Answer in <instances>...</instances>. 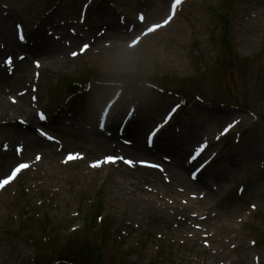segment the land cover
Masks as SVG:
<instances>
[{"label": "rangeland", "instance_id": "rangeland-1", "mask_svg": "<svg viewBox=\"0 0 264 264\" xmlns=\"http://www.w3.org/2000/svg\"><path fill=\"white\" fill-rule=\"evenodd\" d=\"M41 1L42 0H23V2L26 3V6L22 13L27 14L25 18L29 25L34 19L38 18L43 13L39 6ZM85 1L86 0H65L62 4H59L58 8L48 17V21L51 24V31H54L55 34L61 32L69 34V29H77L71 24V22L78 17V10ZM164 1L163 9L157 19L151 22L148 20L145 25L163 20L162 17H165L166 15L165 13L167 11L169 0ZM139 6L140 5H134V0H109V2H106L103 6L98 5L88 15L92 33L96 32L102 23L119 27V15L125 16L126 19L132 18L134 20L136 12L140 11L138 10ZM227 14L229 15L228 19L230 21L229 28L230 36L232 37L231 40H233L234 47H237V51L241 54H249L253 49L255 50L260 42L264 41V0H204L203 2L190 0L189 4L185 6L184 10L178 15L172 26L168 27L160 37H148L143 39L137 48L134 49L131 54H128V56L122 57L120 55L123 52V48H115V50L106 49L100 52L92 51L93 53L89 51L76 60H70L69 63L65 62L63 64L64 68H62V65H52L51 68L46 66V69L41 72V79L38 85L39 91L37 96L40 104L46 103L47 99L51 96V85L53 83H59L61 79L70 76L76 77L81 72L85 73V71H106L107 73L110 71L112 73H117L119 71L138 70L141 73L144 71L147 73L169 72L172 75L193 73L195 69L201 65L202 59L206 58L210 61L214 48L217 46L213 38L214 35L216 36L215 26L218 25V20ZM100 15H104L106 18L100 20L98 18ZM44 23L45 21L41 18L35 25L37 26L36 28L30 26V31H28L27 34L28 38L30 39L29 33L34 32L35 29L46 35L47 29H45ZM141 28L142 27H139L138 31ZM209 36H212V39L209 40ZM130 37L123 39L122 42L128 40ZM110 38L112 37L108 35L105 36V40H103L111 41ZM71 41H75L74 37H71L69 42ZM66 42H68L66 39L63 40V44ZM81 42L82 40H78L76 44L78 45ZM70 45L72 46V44ZM75 48L77 47L75 46ZM16 53L17 51L15 54ZM117 54H119L120 57L117 56ZM240 77L241 76H237L238 79ZM165 82L169 83L170 81L166 80ZM239 90L241 92V89ZM142 91H146V94H144V101L141 102L140 100L141 117H149L152 119L157 118V113L151 112L150 107L152 103V92L140 87L138 90L140 95ZM101 92L106 96H109L113 92V89H100V91H97V94H99L95 97V102L97 104L92 103L91 110L85 112L83 115L77 114L78 117L72 119L69 132H63V126L60 123H56L57 130L53 132L54 135L61 138L64 144H66L64 152L88 149L89 145L85 140H82V137L84 133L92 131H86L83 128H91V126L88 125L87 120L89 121L96 117L94 110L100 108L101 101L103 100L104 94ZM0 101H2L7 107L9 106L4 99H0ZM195 107L190 120V125H194L193 129L197 131L196 133H193L194 136L197 137L194 142H197L203 133L220 129V127L230 119V116L232 117V115L226 112L208 114L205 116L203 113L204 110L200 105L196 104ZM11 117L12 115L10 112H6L0 108V139L6 134L3 133V130L9 126L7 122ZM81 117L84 119H81ZM2 123H4V125ZM16 125L17 123L13 120L12 126ZM29 131L31 132L32 130ZM146 131L142 135L143 140ZM76 132L81 133V135L70 134ZM170 138L173 143L176 144L174 137H169V139ZM259 145L263 146V148H254L251 144L241 145L238 149L236 148L235 154H233L230 159L228 169L225 171L224 168H221L220 170L215 171L216 174H218L216 176H218L219 182L216 181V176L214 177L213 182H205L206 184L204 185L203 191H208L210 183H214L218 186L217 197L215 196V200L217 203H220V207H222L220 213H218L219 216L221 215L220 222L218 221L219 219L213 221L214 225L217 223L223 224V229L217 232V235L213 237L211 242V251L218 252L216 256H212L210 259L212 264H227V259H230V256L225 258V252L222 254L219 253L221 250H218L217 246L220 240L228 241V243H221L224 250H227V246H230V248L237 246L240 247L235 254L238 256L242 254L243 261L241 264H251V255L258 252L257 248L254 250L247 248L248 234L245 232L244 228L241 229L244 235L243 238L237 237L234 241L232 240V233H235L240 225L234 224V220L236 218L240 219L243 216L244 211L247 210L248 204L243 203L244 206L241 209V199L235 195V189L239 185L245 186V191L242 197L243 199L245 197V199L251 203H264V197L258 192L260 190L258 188L260 184L257 183L259 178L264 176V173L258 170V162L264 160V145L261 143H259ZM104 153L93 155V151H89V156L91 158H97ZM7 156L0 157V177L5 175L17 161H12L4 169L1 164L7 159ZM72 167L73 165L63 168V170H58L57 178L52 177L48 180L41 174H38L37 178H34L36 184L42 186L41 183H44L41 199L45 202L42 205L41 210H46L47 213H49L50 217L56 222L57 228H64L65 230L72 225L73 222H64V219L61 218L64 215L68 218L71 214L76 213V200H81L80 204L82 207L86 206V204L82 202L83 198L81 196L76 195L74 198L72 191L68 190V185L72 186L73 180L76 179V172L74 171L77 169L73 170ZM42 169H47V167ZM48 171H50V169H48ZM30 178L31 175L27 174L21 179V184H23L24 189L29 187ZM97 180L98 178L95 177H92V180H87L90 182L86 184V188H88L90 192H95L97 190ZM242 180L246 182H243ZM230 186H233L231 188L232 191L229 190ZM112 187L113 184H110V179L106 180V183L101 188L100 194L102 196L104 207L108 209L110 214H113L116 217L117 222H130L133 226H140L142 229L144 226L148 227V223L152 222L150 226L152 232L162 236H164L162 231L158 230L160 227L166 231H171V227L165 225L166 220H162L160 226L159 216L152 214L151 209L143 211L136 210L130 205L128 206L126 204V198H121V196L112 193ZM8 196L9 191L4 193L0 198V228L3 226V221L5 222L6 228L8 224L12 225V222H9L8 217L6 216V211L9 213L14 211L13 206L9 205L6 201ZM252 196H254L255 199H252ZM48 202H50V204L47 206ZM229 205L232 208L234 207L236 210L241 211L235 212L231 215L227 213L225 214L223 210L224 208L228 210ZM141 214H144V216ZM115 217L112 218L115 220ZM40 222L41 224H44V220H41ZM164 225L166 227H164ZM38 228L39 223L33 222L31 224L32 230L37 231ZM186 231L190 232L189 229ZM212 231H216L215 226L212 227ZM26 233L27 232H23V236H25ZM173 233L181 234L182 237L189 235L179 229H176ZM63 240L64 238L61 235L56 237V243L58 246L64 247V244L62 243ZM201 243L202 242H199L198 239L193 242L194 246H198ZM27 249L23 237L16 238L8 233L0 232V264H29ZM261 251L262 252H260L259 256L261 258V264H264V250ZM204 252V255L208 259L209 253L206 251ZM85 258L88 260V256H85ZM107 262H109V264H117L119 262L118 257L115 256L114 248L111 246H108L105 251V264Z\"/></svg>", "mask_w": 264, "mask_h": 264}, {"label": "bare ground", "instance_id": "bare-ground-1", "mask_svg": "<svg viewBox=\"0 0 264 264\" xmlns=\"http://www.w3.org/2000/svg\"><path fill=\"white\" fill-rule=\"evenodd\" d=\"M1 1H3V0H1ZM152 2H153V5H151V7L148 8L147 14H146L147 20H149L150 22L157 19L158 15L161 13L163 6H164V3H165L164 0L163 1L162 0H152ZM14 33H15V31L13 32V25L2 19L1 23H0V38L4 39L6 41L7 46L10 48V50H9L10 52H13L12 50H14L15 47H20V46H18L17 41H15L16 33L15 34ZM108 34L113 36L115 38V40H117V41L122 40V37L116 35L115 32L114 33L109 32ZM63 49L64 48L61 47V45L58 43H54V42H50V41H47V42L42 41L41 45L35 47L30 52L37 54L38 56H40L45 61H51V59H54L58 53L63 52L64 51ZM0 56H1V53H0ZM56 62L62 63L59 60H56ZM28 65H29L28 61L22 62L21 64L17 65V69L15 70V73L12 75L11 78L7 77L6 75H3L1 77V80H2L1 85L3 84V87L5 86V87H8V88H11L13 90L18 91L17 89L19 88V86L23 82H26L22 78V75L24 77H26V73H27V76L30 78V74H28ZM26 100H27V98L20 99L19 106L15 110L16 113L21 114V115H24V114L29 115V111L27 110L28 103ZM144 126H145L144 121L139 119L136 122L134 131L131 134L129 133V136H131V139H133V145L134 146H132L131 148H124L123 151L125 153H127V155H130L132 158L133 157H139V156H146V157L150 156L153 158H157L159 153H157L156 155H152L151 153L146 151L147 149L141 143L140 132ZM17 136H18V138H22L25 141V144H26L25 153H26V151L28 152L29 150L39 149V150L44 152L47 159H49L52 162L56 161V154L53 152V150H52L53 146L51 144H48V143L36 138L35 136H33L28 131L19 130L17 132ZM88 140L93 142V144L98 145L99 147L104 148L107 145L106 140H104L103 138H102V140H100L99 136L96 137V136L92 135V136L88 137ZM188 141H189V139L185 140V145L188 143ZM141 148H143V149L141 150ZM169 150L174 152L173 148H170ZM7 160L3 161V163H2L3 166H7L8 163H11L10 158H8ZM165 168H167L172 181L175 182L176 184L179 183L181 186L187 188L188 190L197 189L201 186V183L200 184H194L188 180L187 175H186V171H185L183 165H181L178 161L175 160V163L173 166L165 165ZM111 180H112L111 181L112 183L115 181H116L115 184L119 183L117 181V178H115V177H112ZM145 180L147 182H151V177L147 176V177H145ZM144 184H147V183H144ZM157 188L160 189L159 186H157ZM137 189H138V186L134 183L130 189L133 194H131V196L129 197V201L134 206L141 208L145 204V202L143 200V196L140 193H138Z\"/></svg>", "mask_w": 264, "mask_h": 264}, {"label": "snow or ice", "instance_id": "snow-or-ice-1", "mask_svg": "<svg viewBox=\"0 0 264 264\" xmlns=\"http://www.w3.org/2000/svg\"><path fill=\"white\" fill-rule=\"evenodd\" d=\"M182 2H183V0H173V3L171 5V12H170L168 18L166 20H164L163 24L153 25L152 27L148 28L147 31L144 33V35H148V34H150L152 32H155L159 28L164 27L168 23H170L172 18H173V16L175 15V10L182 4ZM139 19L141 20V22H143V19H144L143 15H140ZM17 34L19 36V39L21 41H23V35H22V31H21V26L20 25H17ZM88 47H89V45L85 44V45H83V47H82V49H81V51L79 53L73 52L72 53L73 58H75L77 55L82 54L83 52L87 51ZM19 59L20 60H24L25 57L21 56ZM7 63L10 64L11 63V59H9L7 61ZM35 67H37V68L40 67L39 62H36ZM13 102H15V101H13ZM37 115H38V118L41 121L46 120V116L43 113H37ZM129 117H131V116H129ZM168 119H170V116L168 118H166L165 124L167 123ZM105 122L106 121H102L100 123L101 130H103ZM19 123L24 124L26 122L21 120ZM122 123H123V121H122ZM235 123H239V121H236ZM233 126H234L233 124H229L228 128L230 129ZM163 127H164V124H161V125L156 126L152 131H150V133L148 134V137H147L149 147L152 146L153 140L157 136V133ZM36 131L39 134V136L44 137L47 140L51 141V140L54 139V137L48 135V133L46 131L41 130L40 128H37ZM224 131L227 132L228 129H225ZM221 134L223 135L224 133H221ZM126 143H131V142L130 141H126ZM203 151H204V147H201L200 149H198L197 152L195 153V156H193V159H195L197 156H199L200 153L203 152ZM22 153H23V146L17 147L16 148V155L17 156H21ZM82 158L83 157H81L78 154H75V155L70 154V155L67 156V158L63 162L67 163L68 161L80 160ZM41 159H42V157L39 156V155H37L35 157V161L36 162H39ZM117 160L123 161L124 164H126V165H128L130 167L133 166V163H134L133 161L124 159L123 157H106L104 159V161H103V164H109V163L115 164ZM139 163L142 166L149 167V168H160V166L158 164H151V163H147V162H144V161H140ZM101 166L102 165H101L100 162H96V163H93V164L90 165V167H92V168H99ZM30 167H31V165L29 163H27V162H19V161L16 162L15 166L10 170V174L5 176L4 178L0 179V189H3L5 186H7L11 182H13L17 178L18 174L22 173L24 170L29 169ZM160 170L163 171V169H160ZM195 178L196 177L193 176V179H195ZM253 207H255V206H253Z\"/></svg>", "mask_w": 264, "mask_h": 264}]
</instances>
